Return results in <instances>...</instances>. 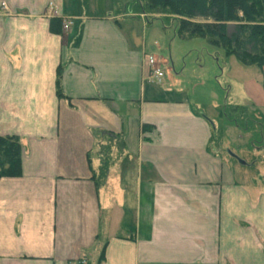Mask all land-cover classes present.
<instances>
[{
    "label": "crops",
    "instance_id": "0c3cea01",
    "mask_svg": "<svg viewBox=\"0 0 264 264\" xmlns=\"http://www.w3.org/2000/svg\"><path fill=\"white\" fill-rule=\"evenodd\" d=\"M134 15L0 0V137L20 145L19 176L0 178V264H264V183L240 173L258 160L222 155L182 73L149 78ZM103 133L122 148L101 176Z\"/></svg>",
    "mask_w": 264,
    "mask_h": 264
},
{
    "label": "rangeland",
    "instance_id": "374dc122",
    "mask_svg": "<svg viewBox=\"0 0 264 264\" xmlns=\"http://www.w3.org/2000/svg\"><path fill=\"white\" fill-rule=\"evenodd\" d=\"M120 2L123 6V0ZM140 12L123 20L124 30H133L135 37L146 45L149 57L166 62L159 67L164 78L182 73V88L211 119L214 143L222 155L227 157L225 150H229L247 164L256 157L259 172L255 168L240 173L248 179L254 173L255 182L264 183V163L259 158L264 155V127H256L260 121L254 112L257 109L264 117V65L260 68L242 65L234 56L224 57L222 49L208 45L201 38H179L173 32L172 21L164 29L161 16L141 13L144 18L139 19ZM233 32L234 25L228 24L227 35ZM229 104L245 108V111L240 108L229 111L239 118L238 123L242 121L241 125L228 119ZM244 114L251 116L254 123L249 117L242 120Z\"/></svg>",
    "mask_w": 264,
    "mask_h": 264
},
{
    "label": "trees",
    "instance_id": "16d2710c",
    "mask_svg": "<svg viewBox=\"0 0 264 264\" xmlns=\"http://www.w3.org/2000/svg\"><path fill=\"white\" fill-rule=\"evenodd\" d=\"M125 13L141 11L162 18V26L168 29L173 22L174 34L182 39L201 38L208 45L222 49L224 57L234 56L242 65L260 68L264 65V0H124ZM228 24L234 25V32L227 35ZM60 27V20L52 18L50 30ZM248 50H251L250 53ZM60 69L56 70L55 94L61 97L59 86ZM227 107V104H226ZM229 120L238 123L237 117L229 111L245 108L228 106ZM226 110V108H225ZM241 110V111H242ZM225 112V111H224ZM264 127V117L254 109ZM246 113V112H245ZM253 121L246 114L243 118ZM239 127V126H238ZM264 129V128H262ZM107 145L101 146L102 164L99 175H104L108 159V145L122 148L120 137L113 134H102ZM20 145L14 136L0 137V178L19 176Z\"/></svg>",
    "mask_w": 264,
    "mask_h": 264
},
{
    "label": "built area",
    "instance_id": "2783aa9c",
    "mask_svg": "<svg viewBox=\"0 0 264 264\" xmlns=\"http://www.w3.org/2000/svg\"><path fill=\"white\" fill-rule=\"evenodd\" d=\"M46 15L51 17V18L55 17V15H56V12H55L53 6L50 5V4L47 5V7H46ZM140 18H144V16L140 15ZM70 25H71V22L66 20V19H63V20L60 21L61 29L64 32L69 30ZM146 62H147V65H148V67L150 69L149 78L157 80V82H159V80L163 76L162 70H160V68L157 66L156 62L153 60L152 57H147L146 58ZM77 264H84V262L80 261Z\"/></svg>",
    "mask_w": 264,
    "mask_h": 264
},
{
    "label": "water",
    "instance_id": "95a60500",
    "mask_svg": "<svg viewBox=\"0 0 264 264\" xmlns=\"http://www.w3.org/2000/svg\"><path fill=\"white\" fill-rule=\"evenodd\" d=\"M225 153L233 160H235L239 165H246V163L241 160L239 157H237L235 154L230 152L229 150H225Z\"/></svg>",
    "mask_w": 264,
    "mask_h": 264
}]
</instances>
